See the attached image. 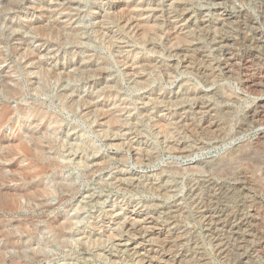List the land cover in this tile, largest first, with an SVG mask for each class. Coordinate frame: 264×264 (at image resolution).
<instances>
[{"label": "rangeland", "instance_id": "1", "mask_svg": "<svg viewBox=\"0 0 264 264\" xmlns=\"http://www.w3.org/2000/svg\"><path fill=\"white\" fill-rule=\"evenodd\" d=\"M0 182V264H264V0H0Z\"/></svg>", "mask_w": 264, "mask_h": 264}, {"label": "bare ground", "instance_id": "2", "mask_svg": "<svg viewBox=\"0 0 264 264\" xmlns=\"http://www.w3.org/2000/svg\"><path fill=\"white\" fill-rule=\"evenodd\" d=\"M3 182H0V186H1V184H2ZM3 185H4V183H3ZM5 186H6V184H5ZM2 187V186H1ZM6 190V189H5ZM5 190H2L1 188H0V208L1 209H6V210H12V209H14V208H16V206L18 205V202H19V200H18V195H19V193L18 192H15L13 195H7V196H5L4 195V193L6 192ZM8 191V190H7ZM254 215H252V214H249V215H246L245 217H243V219H244V221L246 222V223H248V222H250V221H253V220H255L254 219V217H253ZM242 219V220H243ZM242 223V222H241ZM244 223V222H243ZM246 223H244V224H246ZM250 224V223H249ZM235 225V224H234ZM247 225V224H246ZM252 226V225H251ZM236 227V226H235ZM249 227V226H248Z\"/></svg>", "mask_w": 264, "mask_h": 264}]
</instances>
